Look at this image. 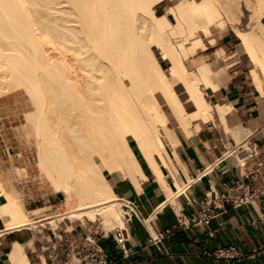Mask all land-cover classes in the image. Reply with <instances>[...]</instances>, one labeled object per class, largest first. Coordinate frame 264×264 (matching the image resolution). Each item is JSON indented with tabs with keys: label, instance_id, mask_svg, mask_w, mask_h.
I'll use <instances>...</instances> for the list:
<instances>
[{
	"label": "bare ground",
	"instance_id": "bare-ground-1",
	"mask_svg": "<svg viewBox=\"0 0 264 264\" xmlns=\"http://www.w3.org/2000/svg\"><path fill=\"white\" fill-rule=\"evenodd\" d=\"M166 1L174 6L157 14L155 7ZM240 2L254 23L235 35L252 65L251 82L263 95L264 0H0V95L18 89L29 94L35 109L25 116L37 167L63 195L54 215L31 222L22 197L7 191L10 182L0 176L2 231L36 222L57 229L59 221L89 218L106 232L123 228L121 201L105 173L141 188L145 176L136 152L169 194L165 172L181 191L166 151L177 158L178 139L162 106L187 134L193 120L199 119V129L217 118L238 136L239 128L231 130L226 120L231 103L206 99L204 90L221 87L211 64L193 60L190 71L186 62L205 47L200 34L209 37L211 27L238 20ZM163 59L168 71L160 66ZM22 247L16 244L11 253L15 264H29Z\"/></svg>",
	"mask_w": 264,
	"mask_h": 264
},
{
	"label": "crops",
	"instance_id": "crops-1",
	"mask_svg": "<svg viewBox=\"0 0 264 264\" xmlns=\"http://www.w3.org/2000/svg\"><path fill=\"white\" fill-rule=\"evenodd\" d=\"M223 88L211 92L218 93ZM220 97L225 101L223 103L232 105L226 120L231 130L239 128V140H236L233 131L224 129L217 118L214 122L200 123L199 129H196L199 119L193 120L191 134L180 128L173 118V124L168 119V126L173 128L178 139L175 146L178 159L169 147L166 151L174 163L176 177L182 181L181 191L165 172L164 180L171 191L169 194L142 156L137 158L145 176L141 188H136L126 177L106 174L117 198L133 202L140 218L150 220L151 230L159 232L170 229L159 245H149L145 226L133 217L126 223L129 232L127 257H122L111 237L100 239L102 248L112 259L111 264H264V197L253 204L239 207L226 205L222 210H213L215 215L208 225L190 224L184 228H172L177 223V215L182 214L188 222L205 206V199H210L213 192L223 191L224 182L239 176L241 168L233 152L238 142L243 139L264 140V95H260L254 87L244 88L235 80L229 91ZM186 102H189L187 98ZM60 206L61 202L50 207ZM29 208L41 209L44 206L31 205ZM2 227L4 225L0 220V231L4 230ZM50 239L47 230L39 233L29 226L2 231L0 264H15L10 256L16 244L23 246L28 262L37 257L45 259V252L41 248ZM220 246H233L244 254V258L240 261L217 259L212 254Z\"/></svg>",
	"mask_w": 264,
	"mask_h": 264
},
{
	"label": "rangeland",
	"instance_id": "rangeland-1",
	"mask_svg": "<svg viewBox=\"0 0 264 264\" xmlns=\"http://www.w3.org/2000/svg\"><path fill=\"white\" fill-rule=\"evenodd\" d=\"M170 6L173 7L174 2L166 1L157 5L155 7V12L157 14H164ZM248 10L245 5L240 2V12L238 14V20L235 21V23L232 24L226 20L222 26L211 27L209 37H205L200 34L199 36L201 37L205 47L198 49L194 57L187 59V62L185 61L187 68L189 67L188 69L190 71L194 70L192 67H196V65L195 67L193 65L194 61H199L201 59L202 62L206 61L211 64L218 77L221 87H224L218 93H213L209 89L204 90L206 93V99L211 104L225 102L220 96L221 94L229 91L235 80L240 82V85L244 86V88L254 87L251 79L249 80V70L251 64L246 58V55L243 53L239 44V38L235 35L237 30H247L251 28L252 23H254L253 19H251L253 22L250 20L251 13L250 10L249 12ZM167 17L170 22L174 21L172 15H167ZM154 53L156 56H160L159 52L155 49ZM230 62L234 63V65L227 67L226 63ZM160 66L163 70L168 71L170 63L167 59H163L160 62ZM176 88L179 90L180 86H176ZM27 94L28 93L24 89H18L0 95V176H2L3 182H10V184L6 187L7 191L16 190L15 192H18L17 195L22 197L21 200L23 201L27 217L31 220V222H34L36 219H40L48 215H54L56 208H51L50 206L55 203L60 204L63 197L60 198L58 196L62 193L54 191L50 181H48L46 176L41 173L37 167V157L34 144L35 137L32 127L30 126V122L26 119V116L32 114L35 108L32 101L29 100V94ZM181 98L185 102L186 95L182 93ZM184 104L187 111H191L193 109L191 102H186ZM162 107L166 112L168 119L171 121L173 117L171 116L170 111L165 105ZM171 124H173L172 121ZM235 138L236 140H239L238 136ZM132 144L133 143H131V145ZM136 154L138 157L139 154L137 152ZM106 174L107 173H105V175ZM37 199H41L40 202H33ZM47 199H49L48 202H46ZM31 205H42L44 208L38 209L37 211L32 212V214L30 213L31 209L29 208ZM85 219L87 218L85 217ZM87 220L93 222L90 218ZM87 220H76L73 222L69 220L59 221L57 228L67 226V228L70 229V227L73 226L75 229L82 230L85 226H90V223H88ZM99 223V221H94L92 224V230L95 228L105 230ZM50 225L44 224L43 226H39V223L37 222L36 225L35 223L34 225L31 224L35 231H40L42 229L43 231H46V228L50 227Z\"/></svg>",
	"mask_w": 264,
	"mask_h": 264
},
{
	"label": "built area",
	"instance_id": "built-area-1",
	"mask_svg": "<svg viewBox=\"0 0 264 264\" xmlns=\"http://www.w3.org/2000/svg\"><path fill=\"white\" fill-rule=\"evenodd\" d=\"M263 139V138H262ZM233 152L241 168L239 176L222 184L223 191L213 192L210 199H205V206L200 209L188 222L182 214L177 215V223L172 228L187 227L188 225H208L214 217L213 210H222L226 205L239 207L253 204L264 197V140L243 139L234 148ZM229 155V154H228ZM122 220L124 227H116L106 232L103 229L93 228V222L87 220L90 226L78 230L73 226L57 229L46 228L50 241L41 250L45 252V259L32 260L29 264H111L108 256L100 244V239L111 237L122 257H127V238L129 235L126 223L133 217L141 221L148 232V244L159 245L170 229L154 232L151 230L150 220L140 218L137 206L120 199ZM39 233H44L43 229ZM212 235V233H209ZM212 256L217 259L237 260L244 258V254L233 246H220Z\"/></svg>",
	"mask_w": 264,
	"mask_h": 264
},
{
	"label": "water",
	"instance_id": "water-1",
	"mask_svg": "<svg viewBox=\"0 0 264 264\" xmlns=\"http://www.w3.org/2000/svg\"><path fill=\"white\" fill-rule=\"evenodd\" d=\"M58 196H59L60 198H62V197H63V195H62V194H59Z\"/></svg>",
	"mask_w": 264,
	"mask_h": 264
},
{
	"label": "trees",
	"instance_id": "trees-1",
	"mask_svg": "<svg viewBox=\"0 0 264 264\" xmlns=\"http://www.w3.org/2000/svg\"><path fill=\"white\" fill-rule=\"evenodd\" d=\"M132 146H134V145L132 144Z\"/></svg>",
	"mask_w": 264,
	"mask_h": 264
}]
</instances>
